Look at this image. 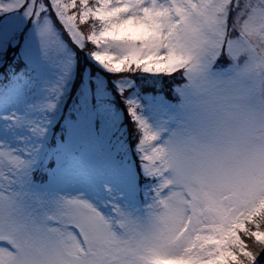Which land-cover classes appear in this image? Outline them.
<instances>
[{
    "label": "snow or ice",
    "instance_id": "snow-or-ice-1",
    "mask_svg": "<svg viewBox=\"0 0 264 264\" xmlns=\"http://www.w3.org/2000/svg\"><path fill=\"white\" fill-rule=\"evenodd\" d=\"M0 264H264V0H0Z\"/></svg>",
    "mask_w": 264,
    "mask_h": 264
}]
</instances>
